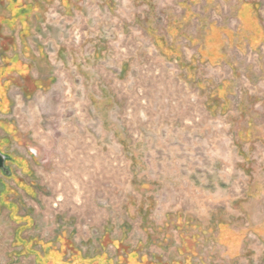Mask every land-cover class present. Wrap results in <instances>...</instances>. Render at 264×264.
Returning a JSON list of instances; mask_svg holds the SVG:
<instances>
[{"label": "rangeland", "instance_id": "1", "mask_svg": "<svg viewBox=\"0 0 264 264\" xmlns=\"http://www.w3.org/2000/svg\"><path fill=\"white\" fill-rule=\"evenodd\" d=\"M113 2L112 10L102 0H81L72 13L58 1L46 8L36 36L54 85L12 107L16 124L28 134L34 129L39 146L42 186L38 199L24 195L25 202L49 203V216L59 211L72 229L84 228L93 240L72 243L84 255L119 253L118 243L125 252L157 255L160 227L175 235L177 219L196 222L214 209L222 218L227 204L230 215L240 209L264 221L263 153L238 131L264 95V43L240 40L238 8L255 5L264 31V0H230L222 12L204 11L200 1L196 25L203 17L233 33L220 37L216 57L206 28L184 22L182 36L171 35L174 17L182 16L176 0H152L151 13L143 4ZM127 15L135 20H122ZM158 33L171 35L179 57L160 50ZM245 242L239 262L200 239L186 264H264V237L248 234ZM169 251L178 255L174 242Z\"/></svg>", "mask_w": 264, "mask_h": 264}, {"label": "crops", "instance_id": "2", "mask_svg": "<svg viewBox=\"0 0 264 264\" xmlns=\"http://www.w3.org/2000/svg\"><path fill=\"white\" fill-rule=\"evenodd\" d=\"M54 1L60 2L67 13L79 10L81 2V0H0V154L4 157L5 167L4 170H0V264H186L192 261L190 254H196V244L200 239L215 241L223 247L229 259L240 260L239 257L245 255L248 249L245 242L248 234L263 239L264 221L256 222L257 217L253 218L240 209L236 216L230 215L232 204L223 206L226 208L223 210L226 214L222 218L217 215L219 213H215L220 211L214 209L196 222L184 218L177 219L174 225L175 235H172V231L170 234L160 227L161 237L156 241L158 249H155L160 253L157 255L145 253L146 251L125 252L119 243L116 245L119 253L116 251V254L112 255L107 253V250H101L92 255H84L79 247L72 245V243L87 245L89 239L93 240L84 228L72 229L70 221L63 218L59 211L54 216H49L48 213L51 211L49 203L25 202L24 195L33 196L34 200L38 199L37 188L38 185L42 186L40 182L38 183L40 172L36 167L39 146L34 129L28 134V129L24 131L18 121L16 124L12 117L15 115L12 107L14 102L18 103L21 99L37 100L44 90L54 85L55 76L36 36L41 33L40 24L46 8ZM102 1L109 9H113V0ZM128 1L133 5L143 4L147 13H151L152 0ZM176 1L182 7V16L179 19L174 17L177 25L169 29L173 30L174 34L171 35L175 40L177 36H182L183 31L180 29L184 27V22L192 24L198 22V15L195 16L194 10L197 12L201 0ZM229 1L205 0L207 6L204 11L212 8V11L222 12L224 5L229 4ZM256 10L255 5L243 2L238 8L243 26L239 31L240 40L246 37L243 41L248 40L253 46L264 43V31L259 25ZM171 14L173 13L168 16L172 18ZM124 19L131 22L135 17L127 15L122 20ZM198 25L208 30L206 40L209 39L208 43L213 45L211 51L213 57L219 54L215 46L219 44L223 34L233 39L230 30L220 31L216 25L208 26L203 17L197 25L195 24L197 30ZM158 34L155 43L160 50L172 57H179L177 43H173L171 35ZM65 57V54L61 56L62 60ZM260 107L255 108L253 115L246 116L249 117L248 126L246 125L244 129L239 128L238 131L241 133L240 137L256 142L255 147L263 153L261 162L264 163V95ZM246 146L250 148L251 145ZM21 148H25L26 152L22 153ZM159 226L165 225L162 223ZM151 228L155 227L151 225ZM150 238L147 233L145 240ZM172 242L177 248L178 255H172L169 251ZM74 247L79 253H70ZM249 248L251 250V247ZM255 257L258 259V255ZM154 259L163 262L151 261ZM241 261L242 259L239 262Z\"/></svg>", "mask_w": 264, "mask_h": 264}, {"label": "water", "instance_id": "3", "mask_svg": "<svg viewBox=\"0 0 264 264\" xmlns=\"http://www.w3.org/2000/svg\"><path fill=\"white\" fill-rule=\"evenodd\" d=\"M4 157L0 154V170H4Z\"/></svg>", "mask_w": 264, "mask_h": 264}]
</instances>
